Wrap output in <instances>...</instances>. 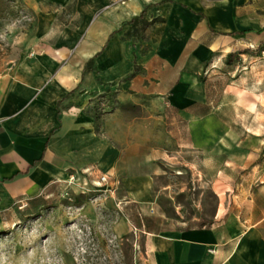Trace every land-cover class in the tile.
Listing matches in <instances>:
<instances>
[{
    "label": "crops",
    "instance_id": "1",
    "mask_svg": "<svg viewBox=\"0 0 264 264\" xmlns=\"http://www.w3.org/2000/svg\"><path fill=\"white\" fill-rule=\"evenodd\" d=\"M25 2L36 22L16 39V59L0 77V231L70 168L122 173V141H113L108 120L119 107L104 113L101 134L98 95L115 89L121 103L153 95L189 119L200 117L193 108L207 100L199 74L208 58L264 42V0ZM144 9L134 26L124 23ZM145 20L153 23L147 35H133ZM145 195L136 186L127 196ZM236 204L210 224L159 213L163 226L155 228L141 217L134 226L145 234L144 264H264V181Z\"/></svg>",
    "mask_w": 264,
    "mask_h": 264
},
{
    "label": "rangeland",
    "instance_id": "2",
    "mask_svg": "<svg viewBox=\"0 0 264 264\" xmlns=\"http://www.w3.org/2000/svg\"><path fill=\"white\" fill-rule=\"evenodd\" d=\"M36 18L25 0H0V77ZM151 24L142 21L132 34L145 37ZM238 50L232 63L221 52L205 62L199 78L207 100L193 108L200 117L189 119L153 95L123 103L115 89L98 95L101 134L104 113L119 107L108 120L113 141H122V173L99 183L94 168H70L42 187L21 220L0 231V264H144L145 234L134 226L141 217L155 228L163 226L159 213L210 224L225 206L246 202L264 181V42ZM190 125L192 134L184 128ZM184 139L191 145L179 144ZM136 186L146 195L128 197Z\"/></svg>",
    "mask_w": 264,
    "mask_h": 264
},
{
    "label": "trees",
    "instance_id": "3",
    "mask_svg": "<svg viewBox=\"0 0 264 264\" xmlns=\"http://www.w3.org/2000/svg\"><path fill=\"white\" fill-rule=\"evenodd\" d=\"M145 13H146V9H144V10H143L140 14H138V15H134L130 20H127V21H125L124 23H132V25L134 26L135 23H136L139 19L145 17ZM161 20H163L162 17H154V18L152 19V21H150V22H156V21H161ZM145 22H148V21L145 20ZM238 56H239V52H238V51H231V52L228 53L226 61H227L228 63H232V62L235 60V58H237ZM88 62H89V61H88ZM88 62H87V65H88ZM133 74H134V73H132L131 75H133ZM75 90H76V89H75ZM71 92H72V91H71ZM59 111H60V110H59Z\"/></svg>",
    "mask_w": 264,
    "mask_h": 264
},
{
    "label": "built area",
    "instance_id": "4",
    "mask_svg": "<svg viewBox=\"0 0 264 264\" xmlns=\"http://www.w3.org/2000/svg\"><path fill=\"white\" fill-rule=\"evenodd\" d=\"M109 178V175L107 173H103L99 176L98 182L99 183H104L107 182ZM24 206V204L21 205V207Z\"/></svg>",
    "mask_w": 264,
    "mask_h": 264
}]
</instances>
